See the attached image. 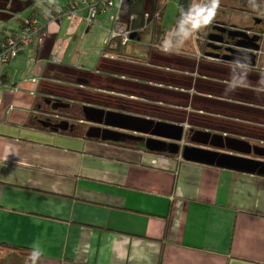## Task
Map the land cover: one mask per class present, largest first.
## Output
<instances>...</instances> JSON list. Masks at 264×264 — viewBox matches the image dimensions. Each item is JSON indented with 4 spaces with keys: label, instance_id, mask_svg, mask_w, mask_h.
Returning a JSON list of instances; mask_svg holds the SVG:
<instances>
[{
    "label": "crops",
    "instance_id": "crops-1",
    "mask_svg": "<svg viewBox=\"0 0 264 264\" xmlns=\"http://www.w3.org/2000/svg\"><path fill=\"white\" fill-rule=\"evenodd\" d=\"M29 3L0 0L8 30L30 16ZM103 3L95 17L84 6L47 21L42 41L0 68V243L10 246L0 247V264H25L34 245L43 250L37 264H264L261 165L184 159L151 143L163 139L145 122H179L185 147L264 163V23L221 12L203 30L243 31L257 46L246 57L248 86L226 94L239 55L229 46L196 34L165 54L177 9L168 28L148 22L152 0ZM116 12L132 28L126 40L112 35Z\"/></svg>",
    "mask_w": 264,
    "mask_h": 264
},
{
    "label": "clouds",
    "instance_id": "clouds-1",
    "mask_svg": "<svg viewBox=\"0 0 264 264\" xmlns=\"http://www.w3.org/2000/svg\"><path fill=\"white\" fill-rule=\"evenodd\" d=\"M220 3L221 0H193L186 10L181 11L176 28L165 36L161 51L165 54L173 53L183 47L186 41L210 26L214 22ZM248 4L253 10H258L261 7L257 0H248ZM249 63L244 55H238L233 59L232 77L226 84V94L248 86ZM42 255L43 250L38 245H34L25 264H37Z\"/></svg>",
    "mask_w": 264,
    "mask_h": 264
},
{
    "label": "water",
    "instance_id": "water-1",
    "mask_svg": "<svg viewBox=\"0 0 264 264\" xmlns=\"http://www.w3.org/2000/svg\"><path fill=\"white\" fill-rule=\"evenodd\" d=\"M45 0H36V6L39 5H43V9L45 6H53V5H44ZM42 12L44 13V11L42 10ZM0 20L5 21V25H6V21L8 20H3L0 18ZM219 26V25H218ZM216 29H219L224 31V34L229 37V36H233L232 38L237 37L238 40L237 42H235V47H231L229 46V48H227L226 50L230 53V54H234V53H238L239 55H244L245 57H254L253 51H255L254 49L257 47L255 44H253V47L251 46V42L250 40H252V38H249L248 35L243 32V31H232L234 29H230V28H226L223 26H219V27H215ZM232 31V32H231ZM226 39H229L227 38ZM211 40H216L215 38H212L211 36L209 37ZM224 36H221V38L218 40L220 43L223 44L224 41ZM225 42V41H224ZM242 48L248 49L250 51H241ZM221 50V49H218ZM252 51V52H251ZM211 56L214 57H219V54H210ZM222 58H224V56H221ZM227 57V56H226ZM114 115V114H113ZM126 117V116H124ZM122 118H117V121H119ZM141 118H134V121H140ZM116 120V119H113ZM124 121L127 122L126 118H124ZM145 121V120H143ZM148 125V127L150 128L148 134L150 135H154L156 137H161L163 140H157V139H153L150 140L151 143H159L162 144L163 147H169L170 149H172V153H178L180 156H182L184 159H197L200 158L204 161H208V162H216L218 164L221 165H225V166H232L234 167V164H242L244 163V165H246L245 167H248V169H254L256 166L261 165L260 168H258V172L263 173L264 174V163H255L254 161L251 160H246L244 158H234L231 155H227L224 153L221 154H217L216 152H210L207 150H203V149H199V148H193V147H185L183 144V128L177 124L174 123H170L167 121H161V120H155V121H145ZM63 124H67V122H63ZM119 124V123H118ZM116 127H121L120 125H118ZM122 125V124H121ZM56 128L61 127L60 124L55 126ZM123 127V126H122ZM124 128H128V127H124ZM136 130V129H133ZM166 139H173L176 142L174 143H167ZM194 152V154L190 155V153Z\"/></svg>",
    "mask_w": 264,
    "mask_h": 264
},
{
    "label": "built area",
    "instance_id": "built-area-1",
    "mask_svg": "<svg viewBox=\"0 0 264 264\" xmlns=\"http://www.w3.org/2000/svg\"><path fill=\"white\" fill-rule=\"evenodd\" d=\"M85 0H75V3L69 5L71 2H69L66 6H45L48 8H58L59 11L62 8H66V12H64V17L63 18H70L72 14L75 13L77 9V4L78 3H83ZM110 5V2H108ZM88 13L92 15V17H95V14L97 11H100L101 13H106L108 8L105 3H103L104 6H106L105 9H100L96 8L97 2L94 0H89L88 2ZM44 7V8H45ZM96 11V12H95ZM46 15V18L44 16ZM60 17L59 14H56L55 9H48L47 11L45 10L43 19L45 21L49 19H54ZM143 18V16H141ZM86 18V17H85ZM117 18V17H116ZM115 18V19H116ZM148 15L146 14L145 18L147 19ZM134 17L130 18V21H133ZM24 26L22 28H19L17 31L13 33H9L10 35L8 36H2V31L5 28L4 25H0V68H2L4 65L10 63L13 58L16 56L18 52L25 51L29 46H32L36 43H39L43 36L45 35V22L41 23L38 22L37 19L33 18L32 16L30 17H25L22 20ZM122 21H117L115 22V27L112 32V35H122L123 40H126L128 33L131 32L130 28H127L126 24L121 23ZM137 22H142V19L139 18ZM34 41V43H33ZM104 56L108 57H113L112 55L104 53ZM114 58V57H113Z\"/></svg>",
    "mask_w": 264,
    "mask_h": 264
},
{
    "label": "trees",
    "instance_id": "trees-1",
    "mask_svg": "<svg viewBox=\"0 0 264 264\" xmlns=\"http://www.w3.org/2000/svg\"><path fill=\"white\" fill-rule=\"evenodd\" d=\"M257 2L261 5V7L258 10H253L249 6V4L246 5V3H248V0H221L220 7L218 9L217 15H216L213 23L217 22L218 16L221 12H225L224 14H228V12L229 13H231V12L236 13L237 11H240V10L251 12L254 16L259 18L262 23H264V0H257ZM152 3H153L154 7L156 6V8L152 7V8H150L149 11L156 12V14L153 16H149L148 22L149 23H155V24L156 23L161 24V14L163 11L162 7L164 6V4L166 5V2H165V0H162L161 2H159V0H152ZM192 3H193V0H179L178 6H177V14L175 17V27L177 26V21L180 19L181 11L186 10ZM35 4H36V0H30L29 6H28V9L30 11L29 15L32 16L33 18L37 19L38 22H40L41 18H43L44 13L40 12V14H38L35 11V9L33 8L34 6H36ZM102 6H104V5L102 4ZM102 6H99L98 10L102 9ZM160 9H161V11H160ZM156 10H159V11H156ZM23 26H24V24H23V22H21V24L19 25V28H22ZM5 28L7 30L9 29L7 25L5 26ZM6 32L7 33H13L15 31L8 30ZM2 36H4L3 33H2ZM37 111H38V114L40 116L45 112L55 113V112H52L53 110H51L50 108H39V109L36 108L35 112H37ZM74 115H76V116H74ZM81 115H83V117H84V113L81 112ZM72 116H74V117L72 118ZM63 118H64V121L65 120L67 121V120H70V119L72 120L75 118L79 119V116L75 112H66V114L63 115ZM50 127H47V128L54 129L53 125H51ZM0 247H10V246L7 244L0 243Z\"/></svg>",
    "mask_w": 264,
    "mask_h": 264
},
{
    "label": "rangeland",
    "instance_id": "rangeland-1",
    "mask_svg": "<svg viewBox=\"0 0 264 264\" xmlns=\"http://www.w3.org/2000/svg\"><path fill=\"white\" fill-rule=\"evenodd\" d=\"M95 2H97V6H96V8H99V6H102V4H103V0H94ZM88 2H89V0H85L83 3H78L77 4V9H79V8H82V7H86L87 9H88ZM177 2H179V0H167V3H166V10H165V13H164V16H163V19L161 20L163 23H164V25L166 26V27H170V25H171V23H172V20L174 19V15H175V13H176V9H177V5H176V3ZM73 3H75V0H72L71 1V3L69 4V5H67V7H69L71 4H73ZM107 7H108V5H106ZM106 6H102V8L103 9H105L106 8ZM48 9H55V12H56V14H59V16L60 17H58V18H54V19H56L57 21H59V22H61V19L64 17V12H66V8H62L60 11H59V9L58 8H56V7H54V8H48V7H45L44 9H43V11L45 12V10L47 11ZM76 9V10H77ZM117 13L118 12H116V15H117ZM89 17H92L91 15H89ZM97 17H100L99 15L97 16ZM106 17V16H105ZM118 17H120V16H118L117 15V18L116 19H114V21L115 22H117V21H119L118 20ZM44 18H46V15L44 16ZM54 19H49V20H54ZM67 19H70V18H67ZM44 20V19H43ZM43 20H40L41 22L43 21ZM49 20H47V21H49ZM47 21H44L45 23H47ZM123 22V21H122ZM8 26V25H7ZM4 30H7L6 28H4ZM3 30V32H5ZM45 35H46V30H45ZM44 35V36H45ZM43 39V38H42ZM42 41V40H41ZM40 41V42H41ZM33 43H34V41H33ZM174 55H177V54H174ZM113 56V55H112ZM113 57H115V58H117V59H121V58H124V57H122V56H113ZM171 58H168V60H170V64L172 65H166V64H164V65H162V70L163 71H165V72H169V68L170 67H173V66H175V60H174V56H170ZM164 59H166V58H164ZM71 122L72 123H74V124H77V122H76V119H72L71 120ZM172 123H174V124H177V125H179V122H172ZM166 141H167V143H174V142H176L175 140H173V139H166Z\"/></svg>",
    "mask_w": 264,
    "mask_h": 264
},
{
    "label": "flooded vegetation",
    "instance_id": "flooded-vegetation-1",
    "mask_svg": "<svg viewBox=\"0 0 264 264\" xmlns=\"http://www.w3.org/2000/svg\"><path fill=\"white\" fill-rule=\"evenodd\" d=\"M28 17H30V16H28ZM214 27H219V26L217 24H214ZM213 29H215V28H213ZM232 31H235V30H232ZM212 32L213 33L207 34V36H206V35H204L206 32L201 31V32L197 33L198 34L197 39L199 41L203 42V41H206L211 36L212 38H215L216 40H211L210 38H209V40H211L213 42V45L216 46L217 49H222L223 45L226 47L227 46H235V42H237V40H238L237 37H235V38H232L233 36L227 37L224 34L223 30H222V32H221V30H216V31H212ZM205 36H206V38H204ZM221 36H224V38H225L224 39L225 42L223 41V44L218 41L221 38ZM226 37L229 39H226ZM209 40H207V41H209ZM141 49H147V46H141ZM148 119H150V118H148Z\"/></svg>",
    "mask_w": 264,
    "mask_h": 264
}]
</instances>
